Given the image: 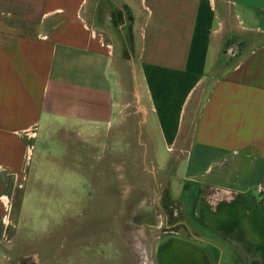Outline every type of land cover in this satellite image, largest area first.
Returning <instances> with one entry per match:
<instances>
[{"label":"crops","instance_id":"0c3cea01","mask_svg":"<svg viewBox=\"0 0 264 264\" xmlns=\"http://www.w3.org/2000/svg\"><path fill=\"white\" fill-rule=\"evenodd\" d=\"M104 1L116 12L100 27L90 0H0V195L10 193L6 178L26 172L29 131L34 142L42 131L43 140L71 147L67 152L84 162L113 146L114 159L107 160L118 167L123 129L137 130L133 152L138 156L141 147L153 169L134 165L127 172L144 180L117 191L108 209L117 220L103 229L112 246L125 241L121 256L134 258L131 264L149 256L152 264H264V0ZM230 18L235 27L227 25ZM108 26L117 29L119 42ZM235 34L253 42L215 76ZM137 38L136 57L116 54L117 46L134 50ZM135 92L141 118L140 106L123 116ZM95 130L102 137H94ZM105 130L114 135L108 138ZM69 170L75 177L117 174L106 166ZM176 186L183 233L166 226L161 236L157 227L163 215L169 218L166 200ZM87 200L86 216L92 209ZM96 206L94 217L101 219L105 205ZM183 211L195 222L192 230L184 228ZM148 212L158 226L139 220ZM148 228L157 237L150 251L140 250L131 243L147 239Z\"/></svg>","mask_w":264,"mask_h":264},{"label":"rangeland","instance_id":"374dc122","mask_svg":"<svg viewBox=\"0 0 264 264\" xmlns=\"http://www.w3.org/2000/svg\"><path fill=\"white\" fill-rule=\"evenodd\" d=\"M89 11L95 17L96 24L101 27L104 17L107 14L113 15L116 9L110 4H106L104 0H90ZM227 25L235 27L237 25L236 19L233 21L230 18ZM109 28L112 31V38L116 41L120 40L117 29L113 26ZM228 34L230 37V33ZM234 38L224 47L227 49L219 57V65L214 72L215 76L220 75L222 70L232 64L235 57L237 59L243 48L253 42L252 36L243 40L242 35L235 34ZM133 45L134 50L132 51L117 46L116 54L124 58L132 55L136 57L140 48L139 38L137 41H133ZM134 86V81L130 80L129 87L134 88ZM139 98L141 95L137 96L135 92V96L122 106L123 116L138 110L140 105L137 99ZM93 132L94 137H100V135L102 137L103 131L95 130ZM33 134L34 131L27 132L28 139L23 167L24 170L26 169L24 173H28L27 176L24 177V173H22V177L6 178L7 184L10 182L11 185L10 193L0 195V202L3 207L0 215V264H131L134 258L121 256L122 251L128 250H126L125 241H116L112 246V235L105 236L103 229L117 220L114 216V210H108L110 206L114 208L116 205L117 191L120 188H126L129 191L134 186L132 182L135 179L144 180L125 177L127 172L136 169L134 165H139L140 169H153V164L143 162V149L141 147L137 150L138 156L135 155L136 152H133L137 144L138 131L123 129L122 158L119 159L117 156L118 167L107 160L114 159L109 151V148H114L113 146H107V155H104L102 151L92 152L90 158L84 162L81 157L67 152L71 147L62 143L57 144L50 140H43L42 131L40 138L35 142ZM104 134L111 138L114 135V130H105ZM30 150L31 155L26 160V155H29ZM164 153L168 154L165 149ZM136 158L138 159L137 162L135 161ZM35 165L39 166L37 171H33ZM73 165L80 169L95 171H102L106 166V170L112 171V173H114V168H117V174L113 177L99 175L75 177L70 175L72 171L69 170ZM60 166L64 171L58 173ZM145 173L149 176L148 180L153 182L151 174L146 171ZM85 189L87 193L83 194ZM100 190L102 191L99 192ZM73 191L80 193L75 194ZM179 193L180 187L176 186L173 198L171 196L169 200H166L171 209L169 218L163 215L162 224L157 227L162 232L161 236L165 235L164 232L168 230L166 226L171 229L175 228L174 230L177 232L180 230L181 216L176 205V200L180 199ZM83 198L85 203L90 198V208L92 209L87 216V211L83 209ZM98 203L105 205L100 209L105 210L101 211V219L94 217L97 214L96 209L98 207L96 204ZM142 206L143 203L139 208ZM183 215L185 221H188L184 228L192 230L194 220L189 212L185 214L183 211ZM135 218L136 216H134ZM133 222L139 225L136 221L133 220ZM151 230L153 228L147 229V239H138L131 244H138L140 250L146 251L148 249L150 251L155 236L151 234ZM105 240L107 241V249L102 251ZM221 262L226 264V259L220 260ZM147 263L152 264L150 256L145 259L144 264Z\"/></svg>","mask_w":264,"mask_h":264},{"label":"bare ground","instance_id":"6f19581e","mask_svg":"<svg viewBox=\"0 0 264 264\" xmlns=\"http://www.w3.org/2000/svg\"><path fill=\"white\" fill-rule=\"evenodd\" d=\"M141 205V204H140ZM140 209H142V208H137V210H136V214H135V216H137L138 214V216H140V217H143V215H144V211L142 210V212L140 211ZM152 209V208H151ZM152 213L154 212V210H150ZM151 212H148V216H146L144 219H143V223L145 222V223H147L148 225H150V223H149V220H153V222H155V225H157L158 226V224H157V221H156V218H155V216L153 215V214H151ZM147 213V212H146ZM147 215V214H146ZM142 219V218H141ZM140 219V220H141ZM147 220V221H146ZM142 223V224H143ZM141 224V225H142ZM140 225V224H139ZM152 226L154 225V224H151ZM156 226V227H157Z\"/></svg>","mask_w":264,"mask_h":264},{"label":"built area","instance_id":"2783aa9c","mask_svg":"<svg viewBox=\"0 0 264 264\" xmlns=\"http://www.w3.org/2000/svg\"><path fill=\"white\" fill-rule=\"evenodd\" d=\"M30 155H31V150H30V152H29V155H26V160H27V158L30 157Z\"/></svg>","mask_w":264,"mask_h":264},{"label":"flooded vegetation","instance_id":"af4514ba","mask_svg":"<svg viewBox=\"0 0 264 264\" xmlns=\"http://www.w3.org/2000/svg\"><path fill=\"white\" fill-rule=\"evenodd\" d=\"M134 216H135V215H134ZM133 220L136 221V222L138 221L137 218H135V219H133ZM139 220H140V219H139ZM141 220H143V219H141ZM146 221H147V220H146ZM143 224H145V222H144Z\"/></svg>","mask_w":264,"mask_h":264}]
</instances>
